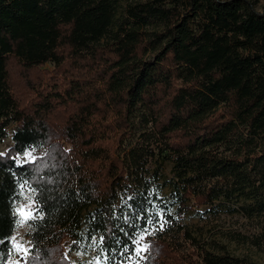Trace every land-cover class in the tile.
Here are the masks:
<instances>
[{"label": "trees", "instance_id": "1", "mask_svg": "<svg viewBox=\"0 0 264 264\" xmlns=\"http://www.w3.org/2000/svg\"><path fill=\"white\" fill-rule=\"evenodd\" d=\"M8 135L0 264L23 187L22 264H254L185 219L240 216L264 253V0H0Z\"/></svg>", "mask_w": 264, "mask_h": 264}, {"label": "rangeland", "instance_id": "2", "mask_svg": "<svg viewBox=\"0 0 264 264\" xmlns=\"http://www.w3.org/2000/svg\"><path fill=\"white\" fill-rule=\"evenodd\" d=\"M11 127H8V133ZM10 145L9 135L0 142V152L4 151ZM43 148H32L16 156L18 162L30 161L33 158L42 155ZM168 165H164V173H167ZM16 215V227L9 237L10 251L6 260L2 264H22L23 256L29 248V240L26 235L28 230L27 221L34 215V201L32 191L23 187L20 200L14 206ZM23 221V222H22ZM185 223L193 226L196 230L200 229L205 237H210L216 241L225 244L227 250L235 256L246 257L254 264H264V253L250 247L247 243L240 240L238 234H246V222L240 216L206 217L203 219L189 218ZM140 237V236H139ZM146 243V237L139 240L137 248H143ZM146 251H141L139 259L144 257ZM66 257L73 263L79 264H100L89 255L80 253H66Z\"/></svg>", "mask_w": 264, "mask_h": 264}, {"label": "snow or ice", "instance_id": "3", "mask_svg": "<svg viewBox=\"0 0 264 264\" xmlns=\"http://www.w3.org/2000/svg\"><path fill=\"white\" fill-rule=\"evenodd\" d=\"M0 155H2V154H0ZM23 222V221H22ZM143 239V235H141L140 237H139V240H142ZM134 243H137L138 244V241H134ZM148 249V245L147 244H145L144 246H143V248H137V250H136V254L137 255H139L140 254V252L141 251H146Z\"/></svg>", "mask_w": 264, "mask_h": 264}]
</instances>
